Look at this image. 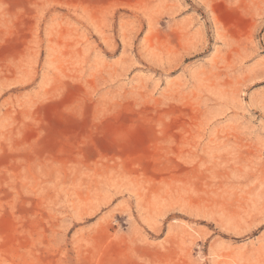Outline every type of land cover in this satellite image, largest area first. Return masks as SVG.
Listing matches in <instances>:
<instances>
[{"label": "rangeland", "instance_id": "rangeland-1", "mask_svg": "<svg viewBox=\"0 0 264 264\" xmlns=\"http://www.w3.org/2000/svg\"><path fill=\"white\" fill-rule=\"evenodd\" d=\"M0 264H264V0H0Z\"/></svg>", "mask_w": 264, "mask_h": 264}]
</instances>
